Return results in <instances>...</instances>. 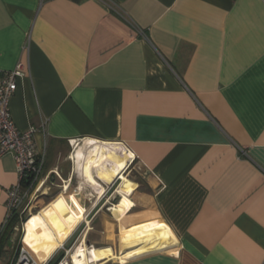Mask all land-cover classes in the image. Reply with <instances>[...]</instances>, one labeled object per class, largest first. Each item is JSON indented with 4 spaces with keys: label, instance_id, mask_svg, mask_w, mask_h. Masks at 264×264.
I'll list each match as a JSON object with an SVG mask.
<instances>
[{
    "label": "crops",
    "instance_id": "crops-1",
    "mask_svg": "<svg viewBox=\"0 0 264 264\" xmlns=\"http://www.w3.org/2000/svg\"><path fill=\"white\" fill-rule=\"evenodd\" d=\"M18 65L11 119L36 129L42 178L77 143L137 168L107 213L69 176L24 222L34 258L87 218L88 264H264V0H0V77ZM17 179L1 157L0 239Z\"/></svg>",
    "mask_w": 264,
    "mask_h": 264
},
{
    "label": "built area",
    "instance_id": "built-area-1",
    "mask_svg": "<svg viewBox=\"0 0 264 264\" xmlns=\"http://www.w3.org/2000/svg\"><path fill=\"white\" fill-rule=\"evenodd\" d=\"M22 71L23 67L18 65L13 71L6 72L0 77V158L5 155L12 156L18 177L17 183L7 191L5 224L13 214L20 212L29 196L39 192L44 185L42 178L44 156L38 152L33 141L36 129L32 127L24 132L18 131L10 114V100L17 90V79L23 76ZM132 162L133 159L129 164ZM92 248L89 246L87 249L90 251ZM70 252L71 250L65 251L54 263L52 256L44 264H71ZM16 264L38 263L30 253L22 249Z\"/></svg>",
    "mask_w": 264,
    "mask_h": 264
},
{
    "label": "rangeland",
    "instance_id": "rangeland-1",
    "mask_svg": "<svg viewBox=\"0 0 264 264\" xmlns=\"http://www.w3.org/2000/svg\"><path fill=\"white\" fill-rule=\"evenodd\" d=\"M81 143L73 144L72 147L68 146L67 150H65V155H61L58 160L60 165L62 167H65V171L62 173L54 174L55 178L51 179V175H48L47 178L43 176V182L44 185L42 186L41 190L37 192L36 194H32L29 196V198L24 202L22 208L20 209L19 212V224L16 226L14 229V233L12 234L11 240H10V246L8 245V248H5V245L3 249H5V254L3 255V258L0 262V264H16L19 258V254L22 249H25L23 243H22V237H23V225L24 222L29 218V216L35 215L37 212H39L44 206H45V201L52 200L55 198L58 194H60L63 191V186L64 182L67 180L69 176L73 177L72 181L79 183V179L77 178V174H75L74 169L79 168V164L77 161L74 160L72 155L77 147ZM82 146V145H81ZM83 148V147H82ZM85 149H78L77 154H83V151ZM88 149H86L87 151ZM103 151H99V154L96 156V160L98 161V158H101V154ZM81 159L85 162L87 161L85 158L82 157V155H79ZM72 158V159H71ZM131 162V161H130ZM126 163L123 170L122 174L124 178L127 180H130L134 182L135 176H137V168L135 164L132 162L131 164ZM76 164V165H75ZM78 164V165H77ZM75 165V166H74ZM104 179V177H101ZM97 180V178H94ZM103 181V182H102ZM113 181V180H112ZM103 184L107 185V189L105 188L103 192L100 195L94 194L92 191H88L87 193L90 194L89 200L91 202H94L95 199H97V204L99 207L104 206L103 211L106 212V210L111 207V205L117 204V202L120 200V197L117 195L118 193L116 192L117 188L119 185L122 183V180L120 178H116L115 182L112 185H108L107 181L101 180ZM69 190L66 189L67 193H69ZM73 191V190H71ZM117 193V194H116ZM92 194V195H91ZM46 197L47 199H45ZM50 211H46L44 214H41L45 221L52 227L53 224H56V221H47L46 215L49 214ZM107 213V212H106ZM45 215V216H44ZM55 218L57 220H62L64 221V215L62 217V214L58 211L56 213ZM96 223L95 222H90L89 219L84 218V220L77 226L75 229L74 234H72L62 245L63 248L58 249L54 254V258L52 260V263H54L56 260H58L60 257H62L65 253V251L71 250L74 251L78 246H80L82 241L84 240L85 243H83L84 248H88L89 246H92L94 250H97L96 247H94L93 242L90 243L88 241V238H86L87 231L89 229L95 228ZM42 249V248H41ZM40 249V250H41ZM88 264V262H87Z\"/></svg>",
    "mask_w": 264,
    "mask_h": 264
},
{
    "label": "bare ground",
    "instance_id": "bare-ground-1",
    "mask_svg": "<svg viewBox=\"0 0 264 264\" xmlns=\"http://www.w3.org/2000/svg\"><path fill=\"white\" fill-rule=\"evenodd\" d=\"M79 145H77L73 155L72 160H76L79 164V169L77 171V178L79 179V190H87L90 188L96 195H100L104 188L98 181L100 179L103 180L101 177L103 176L105 179L109 180L108 185L112 183V180L116 178H120L122 183L117 188L116 192L121 195L122 197H129L133 190L136 187V183L127 180L123 177L122 170L125 166V155L126 150L121 148L118 145L106 144V143H99L93 145L91 150L88 153L82 154V157L85 158L87 161H83L79 154H77ZM99 151H103L101 154V158L96 160V156L99 154ZM81 155V154H80ZM94 178H97L94 179ZM103 182V181H102ZM106 184V183H105ZM77 188V187H76ZM67 189V188H66ZM69 196L75 203L78 211L83 213V208L79 205L77 197L74 192L69 191ZM92 195V194H91ZM89 199V198H88ZM112 207H109L108 210H111ZM23 234H24V226H23ZM23 238V237H22ZM28 252V250L25 248ZM87 252L89 254L94 255V249L90 251L81 244L78 246L74 251L70 252L71 255V264H87ZM29 253V252H28ZM38 264H44L48 261V259L39 260L34 258ZM22 263V262H21Z\"/></svg>",
    "mask_w": 264,
    "mask_h": 264
},
{
    "label": "trees",
    "instance_id": "trees-1",
    "mask_svg": "<svg viewBox=\"0 0 264 264\" xmlns=\"http://www.w3.org/2000/svg\"><path fill=\"white\" fill-rule=\"evenodd\" d=\"M19 213H15L11 216V218L9 219V221L6 224V228L5 231L3 233L2 238L0 239V253L3 250L4 246H8L10 244V239L12 237V234L14 233V229L16 228V226L19 224Z\"/></svg>",
    "mask_w": 264,
    "mask_h": 264
},
{
    "label": "water",
    "instance_id": "water-1",
    "mask_svg": "<svg viewBox=\"0 0 264 264\" xmlns=\"http://www.w3.org/2000/svg\"><path fill=\"white\" fill-rule=\"evenodd\" d=\"M115 180H116V179H114V180L112 181V183H110L109 185H112V184L115 182Z\"/></svg>",
    "mask_w": 264,
    "mask_h": 264
}]
</instances>
